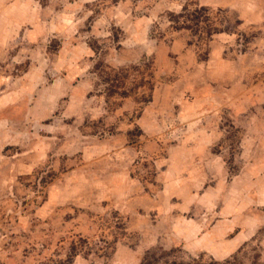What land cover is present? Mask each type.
<instances>
[{
	"label": "rangeland",
	"instance_id": "1",
	"mask_svg": "<svg viewBox=\"0 0 264 264\" xmlns=\"http://www.w3.org/2000/svg\"><path fill=\"white\" fill-rule=\"evenodd\" d=\"M157 246L264 264V0H0V264Z\"/></svg>",
	"mask_w": 264,
	"mask_h": 264
},
{
	"label": "trees",
	"instance_id": "2",
	"mask_svg": "<svg viewBox=\"0 0 264 264\" xmlns=\"http://www.w3.org/2000/svg\"><path fill=\"white\" fill-rule=\"evenodd\" d=\"M209 10V8L205 5H196L195 9L193 10V12H190L192 15H196V19L199 16V14H201L202 12H205ZM189 12V4H184L181 13H179L177 15V17H182L185 16V13ZM178 29H182V28H191L193 29V25L191 24H187L186 22H184L181 25L177 26ZM194 30V29H193ZM230 29L228 27L225 28H220L218 26H212L210 25V27H208V29L206 30V33L208 35V37H211V35H213V33H219V32H224V31H229ZM123 70V69H122ZM117 80V79H116ZM112 87H120L119 83L116 81H114V83H112ZM111 91H115L113 89H111ZM132 91V90H130ZM123 95H127L129 92L127 90H124L121 92ZM152 100V95H149L145 101L148 103ZM71 249H72V253H71V257L73 255H75V253H77V249L78 246L76 243H73L71 245ZM168 251L163 249L161 246H157L154 247L152 249H149L140 264H230L229 261H217V260H211L209 262H202V261H198V260H194L192 262H184V261H176V260H170L167 259L165 257L164 254H167Z\"/></svg>",
	"mask_w": 264,
	"mask_h": 264
}]
</instances>
